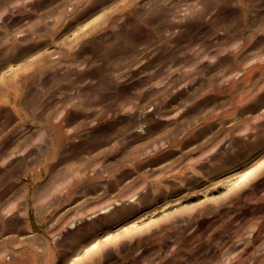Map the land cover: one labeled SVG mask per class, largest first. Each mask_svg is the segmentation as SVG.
Returning a JSON list of instances; mask_svg holds the SVG:
<instances>
[{"label": "rangeland", "instance_id": "obj_1", "mask_svg": "<svg viewBox=\"0 0 264 264\" xmlns=\"http://www.w3.org/2000/svg\"><path fill=\"white\" fill-rule=\"evenodd\" d=\"M0 264H264V0H0Z\"/></svg>", "mask_w": 264, "mask_h": 264}]
</instances>
